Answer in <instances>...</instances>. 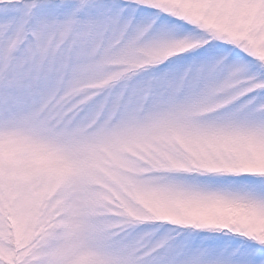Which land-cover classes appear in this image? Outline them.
<instances>
[{
    "label": "snow or ice",
    "instance_id": "snow-or-ice-1",
    "mask_svg": "<svg viewBox=\"0 0 264 264\" xmlns=\"http://www.w3.org/2000/svg\"><path fill=\"white\" fill-rule=\"evenodd\" d=\"M0 264H264V0H0Z\"/></svg>",
    "mask_w": 264,
    "mask_h": 264
}]
</instances>
